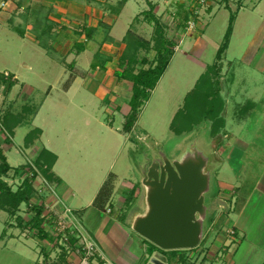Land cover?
<instances>
[{
	"label": "rangeland",
	"instance_id": "rangeland-1",
	"mask_svg": "<svg viewBox=\"0 0 264 264\" xmlns=\"http://www.w3.org/2000/svg\"><path fill=\"white\" fill-rule=\"evenodd\" d=\"M92 1L95 4L99 3L100 7L109 11L108 5L115 7L116 10L126 0ZM166 1H169L171 6L177 5L175 7L178 8L176 13L184 21L185 15L188 14L186 8H188L191 0ZM258 2L259 0H224L219 4L215 3L206 7L204 11H201L197 31L183 38V42L181 32L185 22H183V27L181 26L182 20L177 24L176 20L172 18V13L168 11L170 15L168 18L154 14L160 19V23L155 25L154 22L148 21L151 12L149 10L145 12V21L147 20L151 27H146L148 34H143L147 36L152 34V46L149 49L139 50L137 58L139 61L147 58L149 63L126 64L127 68L125 67L126 69L122 74H118L119 79L123 78L125 82L121 96L117 102H114L116 108L112 104L106 105L105 102L98 103V105L94 102L91 109L94 114L100 115V119L113 127V131L106 129L102 131L94 122L91 130H88L91 141L84 146L85 148L73 147L71 151L64 153L67 162L72 159V162L76 164L75 166L71 165V168L67 166L68 172L70 169L67 180L72 183V188L76 193L75 201L78 202L77 204L69 203L72 208H77L75 210H78L80 214L82 213L79 211L80 207H86V201L83 198L91 194L95 188L96 179L105 176L106 171L111 166L108 174L110 172L120 174L119 187L121 191L119 190L117 195L126 198V205L123 210H125L124 214L127 215L126 224L129 225L135 211L143 210L145 206V189L139 173V163L146 158V155L151 156L158 150L170 157H178L187 150L191 142L196 140L197 145L212 156V183L211 192L207 194V204L214 211L208 217V229L210 231L208 230L200 245V247L205 246L204 249L200 250L198 246L199 248L178 250L175 264H214L209 256L213 253L208 251V248L216 241V230L218 227L220 229L221 225L218 222L212 230L213 225L211 226L210 222L216 215L219 216L226 212L225 218H231L230 221L235 224V221L238 220L235 206L240 199V193L236 191L231 211L229 201H225L226 199L220 196V182H231L237 185L242 183L244 184L242 189L246 192L250 190L249 187H253L257 180L260 181L264 177V72L260 70V65H264L262 59V55L264 56V39L262 40L264 20L260 14L252 11V6ZM242 3H244L243 8L240 7ZM115 10L112 9L111 13L117 12ZM237 14L238 20L237 22L234 20L233 23L234 36H232L226 53L223 54L225 55L222 59L223 62L220 63L216 58L218 49L224 41L231 15L237 16ZM126 15L128 17L129 13L126 12ZM101 24L102 33L107 37L109 25H105L103 22ZM124 24L125 20L118 26L117 34L120 35L124 31ZM135 27L137 25L130 29L137 34L139 31H136ZM71 29L74 30V28ZM161 31L163 37L169 41L168 46H165L166 49L175 50V47L182 43L170 60L168 68L157 82L156 87L153 90L145 89L146 94L140 98L142 104L138 109L137 121L132 132L128 133L124 129V124L132 113L133 75L138 73L141 68H149L157 64L159 55L156 49L162 45V41L160 43L157 39H159ZM130 37L134 39L132 35ZM200 37L205 40L206 47L200 55H197L196 51L190 49V41H197ZM96 43L97 48L93 54H90V61L96 60L95 57L101 54L100 50L115 51L113 55L115 59L118 57L117 52H121L122 49L124 55L127 56L126 58L133 53V45H130L129 42H126L120 50L114 47H105L103 43H98V41ZM25 44L27 42L25 40L23 42L17 34L12 35L6 29L0 31V49L3 51L0 54V70L4 71L6 68L12 69L13 72L17 70L22 74L21 78L27 80L26 83L35 87L31 94L27 90H23L22 86L17 88L18 90L14 91L12 99H10L12 88H9L8 84L0 87V141L4 140L3 145L7 149L13 145L12 150H7V157L12 165H18L16 168L13 167L3 179L14 191L24 187L25 181H29L31 185L27 199L22 203L7 202L0 198V205L3 201L7 205V208H0V264H28V262L29 264H59L64 262L65 254L59 249L58 243L44 230V220H40L44 230L43 234L36 225L38 203H41L43 195L45 198L51 195L53 191L50 187L55 181L51 178L52 176L49 178L46 176L44 170L46 165L42 166V162H38L40 164L36 162L40 154H36L37 150L33 149L35 146L26 150L24 144L28 133L33 134L34 140L38 136V131L34 129L36 126L32 124V118L39 110L40 103L43 102L46 92L50 88V86H43L41 81L54 83L56 70L53 73L49 68H45V63L38 59L39 54L35 51L31 52L29 46ZM54 51L53 48L51 53L55 54ZM67 51L68 47L65 46L61 48V54L56 53L54 56L57 59L65 58L64 53ZM96 52L98 54L94 57ZM245 54L247 55L244 56ZM29 59L35 61L40 70H45L43 75L45 79L38 75L37 78L36 75L23 69L22 62ZM68 59L71 62L75 60L74 57L70 56ZM215 63H217L215 66L219 67V70L209 71L205 80L203 78L199 80L201 75ZM115 65L119 64L116 62ZM64 66L72 72L69 78L66 76L67 78L62 80L65 82H61L57 86L53 84L57 89L66 88L76 73L82 74V72L70 68L69 63L64 64ZM4 75H9L11 80V74L5 73ZM198 83L200 85L197 86ZM59 89L52 94V97L58 100H60L61 95H64L59 94L62 93V90ZM214 91L218 93L217 98H215L219 100L218 102L213 99ZM113 94L115 93L113 92ZM62 100L68 104L65 98ZM47 103L43 106L38 120L34 123L35 125L41 126L40 119L45 116L49 117L51 121L57 122V130L59 131H69L70 125H76L78 115L72 108H70L73 110L72 113H69L68 110L65 111L66 106L58 107L54 106L52 102ZM46 105L47 108H45ZM209 109H212L211 112L206 114ZM63 115L69 119L73 116L69 120V125H65L66 122H61ZM15 124H18L17 127L11 129ZM77 126L79 127V123ZM46 132L51 134L52 129L46 128ZM127 134L132 138H127ZM78 136L79 133L74 134L71 141H74ZM109 136L115 137L116 140L113 141L112 138H109L110 143H107ZM43 154L45 158H50L49 154ZM127 163L130 164L129 168ZM237 171H239V175H237ZM44 188V193H41L40 190ZM53 188L56 193L60 190V186L57 188L55 184ZM114 192L115 185L111 194ZM222 192H230V189H224ZM252 196L251 198L257 202L259 195L253 193ZM254 202L250 203L247 211L251 214V220H245L246 229L249 233L248 237L238 244V251H236L235 242L227 251L218 252L220 256L217 257L215 264H225L227 253L237 261L236 264H264V250L257 249L259 246L264 248V199L258 205H255ZM114 204H117L116 199ZM255 206L256 208H254ZM42 212L39 219L42 218ZM229 213L230 215H228ZM108 216L112 217L111 215ZM79 217L84 220L82 215ZM229 224L227 223L225 226L227 227ZM133 232L131 229V233ZM239 237L241 238L240 234ZM43 239H46L44 241L45 246L41 241ZM249 239L254 240L258 245H250ZM236 240L238 239L236 238ZM146 243L149 244L150 242L146 240ZM170 252L162 253L168 254L171 258L172 253ZM41 256L42 259L39 261Z\"/></svg>",
	"mask_w": 264,
	"mask_h": 264
},
{
	"label": "crops",
	"instance_id": "crops-1",
	"mask_svg": "<svg viewBox=\"0 0 264 264\" xmlns=\"http://www.w3.org/2000/svg\"><path fill=\"white\" fill-rule=\"evenodd\" d=\"M5 1L7 2L6 5L3 7L0 6V31L2 29H6L12 35L17 34L18 36H20L23 42L24 40L27 42V44L25 45L29 46L31 52L35 51L37 52V54H39L38 59L45 63V68H49V70L53 73H55L56 70L55 78L53 80L54 83L51 84L49 81V83L41 81V83L43 82V86H50V88L46 92L43 102L40 103L39 110L36 114H34V117L32 118V124L36 126L34 129L39 131L37 133L38 136L35 140L33 139V142L28 146H26L25 141L24 144L26 150H29V147L35 146V148L33 149L37 150V155L43 152L45 154H49L48 156H51L52 154L55 155L56 160L51 168V178L55 181L54 184L55 186L57 185V188L58 186H60V190L57 193L56 191L54 192V184L51 185L50 188L53 192L46 198L44 197L45 195H43L40 201L41 203H38V205L42 207V204L46 202L56 205L58 208L62 209L65 205L70 206L69 203H78L77 201H75L76 193L72 188V183H69L67 180L70 175V169L68 172L67 166L71 168V165L75 166L76 164L72 162V159L67 162L64 158V153L71 151L73 147L83 148L85 145H87V143L91 141L89 139L90 136L88 130H91L94 122L97 124V127L101 128L102 131H104V129L113 131V127H110L108 123L100 119V115L98 113L94 114L92 112L93 110L91 109L94 102L97 105L98 103L100 104L101 102H105L106 105L112 104L116 108L117 106L114 102H117L119 96H121V91L124 90L125 80L123 78L119 79L118 76V74L124 71L125 68L120 66L123 49L121 52H117L118 57L116 59L113 56L115 51L105 52L104 50H100L99 52L101 54L98 55V57H95L98 54L97 52L94 55L96 60L94 59L90 61V54H93V52L97 48L96 41H98V43H103V46L105 47H114L117 48V50H120V48H122L125 44V36L127 35L128 31L131 30L130 28H132L134 25H137L138 28H135L137 29L136 31H139L138 33L140 36L144 37L147 40H151L152 34H150L149 36L144 35L148 34L146 27H151V24L147 20L145 21V11L153 8V13L156 15H162L163 18L170 17L168 12L170 11L173 18V14H178L176 13V10L178 8H175L177 7V5L171 6L170 2L166 0L165 2L164 0H126L119 12L111 13L112 9L114 8L106 4L109 6H107V8L110 9L109 11H107L100 7L99 3L95 4V2L92 0ZM243 5L244 3H242L240 7L243 8ZM252 9L253 12L255 11L257 14H260V17L262 18V20H264V0H259L256 5L252 6ZM126 12L129 13L128 17L127 15L125 16ZM124 20L125 28L124 31H122V33L119 35L116 33V31L118 30V26H120V24L124 22ZM237 20L238 14L237 16H235V21L237 22ZM101 22L105 23V25H109V33H107V37L106 35H104V33H102L103 27ZM71 28H74V30H76L77 32H74V30H72ZM83 28H88L89 33L88 29L83 30ZM234 33L235 28H233L230 42L232 41V36H234ZM263 39L264 35L262 37V40ZM42 41L47 44L48 49L42 46ZM49 41L50 43H48ZM181 43L177 45V47H175V50H173L174 54L179 50ZM65 46L68 47V51L64 53L65 58L60 57V59H57L55 57V54H61V48ZM205 47L206 42L201 37L197 41H190V49L196 51V53H198L197 55H200ZM53 48L55 50V54L51 53V50ZM69 51L70 53L68 55ZM2 52V49H0V54H2ZM246 55L247 54H245L244 56ZM69 56L74 57L76 61H69ZM224 57L225 55H223V58ZM262 59L264 60L263 55ZM101 62H104V65H102ZM116 62L119 65L116 66ZM219 62L221 63L223 62V60ZM66 63L70 64V68H74V70L76 69L79 72H82V74H77L75 72V76L72 78L71 83L66 88H58L59 90H62V93L59 94L66 95H61L60 97L62 99L65 98V101H67L68 104L64 103L60 97V100L52 97L54 91H58L57 87H54L53 84L57 86L61 82H65L62 80L67 78L66 76H68L69 78V75L72 72V70H69L64 66V64L66 65ZM94 63L98 65L94 67ZM22 67L27 72L36 75L37 78L38 76H41L42 79H45V77L43 76L45 74V70H40L39 65L35 61H31V59L25 60L22 62ZM260 70L264 72V65H260ZM0 73L11 74L12 76L11 81L14 84L11 87L12 94L10 99H12L14 91L18 90L17 88H20L21 86L22 89L25 91L27 90L29 94L34 92L35 87L26 83L27 80H23L24 78H21L22 74L17 70L16 72H13L12 69L8 70L6 68L4 71L0 70ZM6 76L10 78L9 75ZM113 92L115 94H113ZM67 96L69 97L66 98ZM47 102H52L54 106L58 107L66 106L65 111L67 112L68 110L69 113H72L71 111L74 110V112L77 113L76 115H78L76 125H70L69 131H59L57 130V122L51 121L49 117L46 116L40 119L41 126L35 125L34 123H36V121L38 120L41 110ZM45 108H47V105ZM70 108H72L73 110H70ZM72 118L73 116L71 117V119ZM71 119L66 118V115L61 116V122H66L65 125H69V120ZM78 123L79 127L77 126ZM16 125L18 124L12 126V129H15L17 127ZM46 128L52 129V135L46 132ZM77 133H79L78 138H76L74 141H71V138L74 137V134L76 135ZM129 137L131 136L127 134V138ZM109 138H112L113 141L116 140L114 139L115 137L109 136L107 143H110ZM3 141V139L0 141V146L3 148V150L5 149L4 152L7 156V150H12L13 145L9 146L8 144H6L9 146V148H4ZM16 152H18L17 149ZM127 164V167L129 168L130 164ZM10 165L15 168L16 166H18L14 164L12 165L11 163ZM110 168L111 166H109L108 170L105 173V176L103 175L96 179L95 188L92 190L91 194L89 196H86L85 198L82 197L86 201V207L81 206L79 211H82V213H78V215L83 216L84 220H82V222L85 229L91 236H93L97 240L102 249L115 264H154L152 260L155 256L160 257V259L165 261L167 264H175L177 261L176 258L171 259L169 258L168 254H164L158 249H155L153 253L150 254V251L153 249V244L151 242L149 243L150 245L147 244L146 239L137 234L135 231V233H131L130 225L126 224L127 215L124 214L125 210H123L126 205V198L117 195L118 191L120 190V174H117L115 172H110L108 174ZM237 172V175H239V171ZM111 174L115 177V192L112 194L109 204L106 205L105 208L101 209L96 207L93 204V201L103 183ZM219 186L221 189V198H225V201H229V203L231 204L229 205L231 206L230 210L233 208V199L236 191L240 193V199L236 202L235 206L238 213V220L235 221V224H232L233 221H230L231 218H225L226 212L221 213L219 216L216 215V217L210 222V225H213L212 230H214V227L218 224V222L221 225L220 229L218 227V229L216 230V241L212 243L211 247L208 248V251L210 250L213 253V256H209L214 264L217 260V257L220 256L218 252L227 251V249H229L231 245H234L233 243L235 242V245L237 247L236 251H238V244H240L241 241L243 242L244 238L246 239L248 237L249 233L246 229L247 223L245 220H251V214L247 213V211L249 210L250 203H252L253 201H255V205H258L259 202L263 201L264 177L262 180L260 179V181L257 180L253 187H249L250 190L246 192L242 189L244 187V184L242 183H239V185H237L231 182L227 183L221 181ZM78 189L80 190L81 188L79 187ZM224 189H230V192H222V190ZM40 191L41 193H44L45 188ZM253 193L259 195L257 202L254 198H251L253 197ZM115 199L117 200V204H114ZM254 208H256V206ZM73 209L75 210L77 208ZM230 213L228 215H230ZM108 215H111L112 217ZM227 223L230 224L226 227L225 224ZM229 227L236 228L237 236L235 238L225 235V230ZM239 234L241 238L239 237ZM236 238L238 240H236ZM41 241L44 244V241H46V239H43ZM253 241L254 240H250V242L248 243L250 245L257 246L258 244ZM204 247L205 246H201L200 250L204 249ZM257 249L264 250V248L261 246H259ZM40 259H42V256L39 257V261ZM236 263L237 261L232 259L231 255L227 253L225 256V264Z\"/></svg>",
	"mask_w": 264,
	"mask_h": 264
},
{
	"label": "water",
	"instance_id": "water-1",
	"mask_svg": "<svg viewBox=\"0 0 264 264\" xmlns=\"http://www.w3.org/2000/svg\"><path fill=\"white\" fill-rule=\"evenodd\" d=\"M211 155L197 141L178 157L158 150L139 163L145 206L136 210L130 227L165 251L194 249L208 232ZM154 264H167L155 256Z\"/></svg>",
	"mask_w": 264,
	"mask_h": 264
},
{
	"label": "trees",
	"instance_id": "trees-1",
	"mask_svg": "<svg viewBox=\"0 0 264 264\" xmlns=\"http://www.w3.org/2000/svg\"><path fill=\"white\" fill-rule=\"evenodd\" d=\"M122 6L120 8H116V10H115V7H112V8H114L115 11L119 12L121 10ZM149 11L151 12V16H150V20H148V21H152V22H154L155 25H158V23H160V19L158 17H156V15H154L153 8H150ZM185 16H186L185 20H187L189 17V12ZM234 20H235V16L231 15L230 23H229V26L227 28L226 34L224 36V41L221 44V46L219 47L217 55H216L218 62L223 59V54L225 53V51L227 50V48L229 46L230 38H231V35L233 33V28H234V25H233ZM181 26H183V22H181ZM130 35H132L134 39H132L130 37ZM124 41H125V43L129 42L130 45L131 44L133 45V47H132L133 53L128 58H126L127 56H125L124 53L121 55V62H120L121 67H126V64L132 65V64L140 63V62L143 64L149 63V59H147V58L143 59V61H139L137 58V52L143 48L149 49L152 46L151 40H147L144 37L133 32L132 30H129L127 35L124 38ZM157 41H159V42L162 41V45L156 49V51L159 55L157 57V64L155 66H150L149 68H141L138 73H135L133 75V77H134L133 83L134 84H133V95H132V99H131V106H132L131 112L132 113H131L128 121L124 124V129L128 133L132 132L133 126H134L135 122L137 121L138 109H139L140 105L142 104V102H140V100H141L140 98L142 95L146 94L145 89L153 90L156 87L157 82L160 80L161 76L164 74V72L168 68L170 60L174 54L173 50H169V49L165 48V46H168L169 41L165 37H163L162 31H161V35H159V39H157ZM165 42L167 44H164ZM41 44L43 47L48 49V46L46 43H44L42 41ZM104 61H106V60H104ZM125 62H127V63H125ZM101 63H102V65H104V62H101ZM96 65H98V64H96V63L93 64L94 67ZM215 65H217V63L211 65L210 68H208V71L203 73V75H201L199 80H202V78L205 80L207 75H209L208 74L209 71L219 70V67H216ZM126 68H124V69H126ZM131 68H132V66H131ZM120 73L122 74L123 71ZM4 84H8V87L10 88V87H12V85L14 83L6 75H4L3 73H0V87ZM198 85H200V84L198 83L197 86ZM213 93H214L213 99L217 98V95H218L217 91H214ZM215 100L217 102L219 101L218 99H215ZM211 110L212 109H209L206 112V114L208 112H211ZM11 129H12V127H11ZM12 132H13V130H12ZM131 138H132V136H131ZM25 141H26L25 142L26 146H28L30 143H32L33 142V134L28 133L25 137ZM43 153H41L38 156V159H37L38 161L36 160V162L37 163L42 162L43 163V164H41L42 166L46 165V168L44 170H45L46 176L49 178L51 176L50 175L51 174V168H52V166L56 160V157H55V155L52 154L50 156V158H45V155ZM38 164H40V163H38ZM12 168L13 167L10 165L3 148L0 146V198L5 199L7 202H16V204L22 203L27 199V193H29V190L31 189V185H30L29 181H27V182L25 181L24 187L19 188L16 191H14L11 187H9L8 184L5 182V180L3 179V177L6 176V174H8V172ZM114 183H115L114 175L111 174V175H109L107 180L103 183L102 187L100 188L97 196L95 197V199L93 201V204L96 207L101 208V209L105 208V206L111 200V196H112L111 193H112V190L114 188ZM0 208L1 209L7 208V205H5V201L2 202V205H0ZM38 209L39 210H37L38 213H37L36 225L40 228V232L43 234L44 230L42 229V225H41V221H40V220H43V218L39 219V215H41V211H43V208L41 206H39ZM155 249H158L161 252H165V250H162L153 244V249L150 251V254H152ZM178 252H179L178 250L171 251L170 252V253H172L171 259L176 258ZM52 264H55V263H52Z\"/></svg>",
	"mask_w": 264,
	"mask_h": 264
},
{
	"label": "built area",
	"instance_id": "built-area-1",
	"mask_svg": "<svg viewBox=\"0 0 264 264\" xmlns=\"http://www.w3.org/2000/svg\"><path fill=\"white\" fill-rule=\"evenodd\" d=\"M223 1L191 0L188 8H186L189 12V17L184 21L178 14H174L173 19L176 20L177 24L181 20L185 22V26H182L181 39L183 40V38L197 31L202 10L204 11L206 7L215 3L219 4ZM6 3L5 0H0L1 7L5 6ZM42 207L43 212L41 217L44 220V230L58 243L59 249L65 254L64 262L59 264H115L97 240L85 229L78 211L66 205L60 209L56 205L46 202L42 204ZM225 235L235 238L237 236L236 228H227ZM56 243L54 244L57 245Z\"/></svg>",
	"mask_w": 264,
	"mask_h": 264
}]
</instances>
